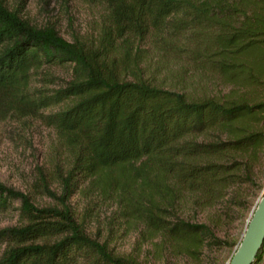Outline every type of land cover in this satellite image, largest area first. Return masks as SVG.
I'll list each match as a JSON object with an SVG mask.
<instances>
[{
  "label": "trees",
  "instance_id": "1",
  "mask_svg": "<svg viewBox=\"0 0 264 264\" xmlns=\"http://www.w3.org/2000/svg\"><path fill=\"white\" fill-rule=\"evenodd\" d=\"M8 1L0 0V119L52 129L63 160L38 172L53 206L0 184V213L13 210L20 222L0 229V264H141L88 233L76 196L111 199L159 239L158 259L165 248L199 264L204 251L226 247L179 211L222 213L216 226L231 220L264 167V0H84L102 8L99 33L70 40L49 23L29 24L22 0ZM149 41L165 60L185 58L232 88L191 97L159 85L148 75Z\"/></svg>",
  "mask_w": 264,
  "mask_h": 264
},
{
  "label": "rangeland",
  "instance_id": "2",
  "mask_svg": "<svg viewBox=\"0 0 264 264\" xmlns=\"http://www.w3.org/2000/svg\"><path fill=\"white\" fill-rule=\"evenodd\" d=\"M19 0H9L15 5ZM22 18L34 26L53 25L66 40L71 37L94 39L100 29L102 8L84 0H22ZM145 46L148 53V75L159 85L185 92L188 96H211L225 94L232 87L215 86L209 77L188 67L185 58L165 60L159 50L149 42ZM183 44V40H181ZM59 79H69L66 69L54 68ZM235 90L237 88L233 87ZM59 144L52 129L31 118L10 117L0 119V184L28 194L39 206H53L54 200L42 193L38 187V172L45 175L63 160ZM51 188L59 192L58 186ZM264 194V167L258 169L256 185L248 195L247 204L235 210L231 220H224L216 226L214 218L222 213L206 209L204 211L183 208L181 217L193 223H205L215 235L227 242L221 249L204 251L199 264H229L238 248L246 227ZM90 202L84 196H76L71 204L78 220L84 219L88 233L106 241L115 254L134 258L141 264H195L183 256H171L163 248V257L158 259L153 241L143 233L145 227L129 223V217L109 198L92 197ZM16 206V205H14ZM245 208V209H244ZM225 222V223H224ZM17 212L9 210L0 213V229L18 225ZM3 247L0 248V254Z\"/></svg>",
  "mask_w": 264,
  "mask_h": 264
},
{
  "label": "water",
  "instance_id": "3",
  "mask_svg": "<svg viewBox=\"0 0 264 264\" xmlns=\"http://www.w3.org/2000/svg\"><path fill=\"white\" fill-rule=\"evenodd\" d=\"M264 244V194L229 264H252Z\"/></svg>",
  "mask_w": 264,
  "mask_h": 264
},
{
  "label": "crops",
  "instance_id": "4",
  "mask_svg": "<svg viewBox=\"0 0 264 264\" xmlns=\"http://www.w3.org/2000/svg\"><path fill=\"white\" fill-rule=\"evenodd\" d=\"M254 264H264V245L260 251L259 257L256 259Z\"/></svg>",
  "mask_w": 264,
  "mask_h": 264
}]
</instances>
